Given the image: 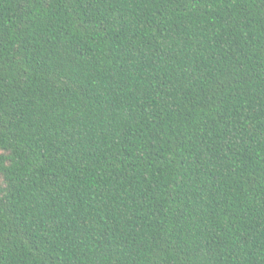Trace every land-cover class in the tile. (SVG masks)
Returning <instances> with one entry per match:
<instances>
[{"label": "trees", "instance_id": "1", "mask_svg": "<svg viewBox=\"0 0 264 264\" xmlns=\"http://www.w3.org/2000/svg\"><path fill=\"white\" fill-rule=\"evenodd\" d=\"M0 264H264V0H0Z\"/></svg>", "mask_w": 264, "mask_h": 264}]
</instances>
